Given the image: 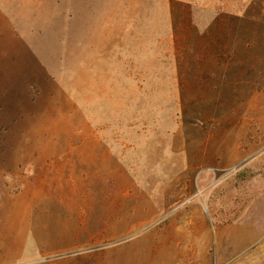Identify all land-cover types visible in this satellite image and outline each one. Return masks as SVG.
I'll return each mask as SVG.
<instances>
[{"label": "rangeland", "instance_id": "rangeland-1", "mask_svg": "<svg viewBox=\"0 0 264 264\" xmlns=\"http://www.w3.org/2000/svg\"><path fill=\"white\" fill-rule=\"evenodd\" d=\"M196 217L264 233V0H0V264H154Z\"/></svg>", "mask_w": 264, "mask_h": 264}, {"label": "crops", "instance_id": "crops-1", "mask_svg": "<svg viewBox=\"0 0 264 264\" xmlns=\"http://www.w3.org/2000/svg\"><path fill=\"white\" fill-rule=\"evenodd\" d=\"M192 223L194 227L189 228L179 225L177 234L155 237L162 251L156 252L154 241L150 261L153 258L156 264L160 255L162 264H264V249L260 248L264 233L255 223L214 225L202 217Z\"/></svg>", "mask_w": 264, "mask_h": 264}]
</instances>
